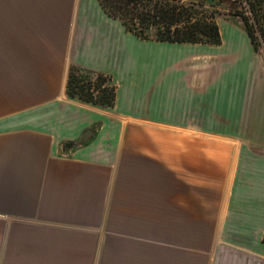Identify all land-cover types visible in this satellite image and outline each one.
<instances>
[{
    "label": "crops",
    "instance_id": "obj_1",
    "mask_svg": "<svg viewBox=\"0 0 264 264\" xmlns=\"http://www.w3.org/2000/svg\"><path fill=\"white\" fill-rule=\"evenodd\" d=\"M219 21L153 42L96 0H0V264H264V60Z\"/></svg>",
    "mask_w": 264,
    "mask_h": 264
},
{
    "label": "trees",
    "instance_id": "obj_2",
    "mask_svg": "<svg viewBox=\"0 0 264 264\" xmlns=\"http://www.w3.org/2000/svg\"><path fill=\"white\" fill-rule=\"evenodd\" d=\"M96 1L108 17L120 22L127 33L138 39L218 46L221 36L216 18L230 21L228 16L236 14L230 5L237 0ZM243 1L247 4L249 14L239 16L252 48L258 53L257 31L264 22V9L259 0ZM66 94L91 105L113 108L116 89L111 77L70 66Z\"/></svg>",
    "mask_w": 264,
    "mask_h": 264
},
{
    "label": "rangeland",
    "instance_id": "obj_3",
    "mask_svg": "<svg viewBox=\"0 0 264 264\" xmlns=\"http://www.w3.org/2000/svg\"><path fill=\"white\" fill-rule=\"evenodd\" d=\"M260 4L262 5L261 7L264 9V0H259ZM232 7L233 10L236 11V14H230L229 17V22H233L238 24L241 28H243V22L240 18L239 15H248L249 13L247 4L245 1L243 0H237L233 5H230ZM228 6V7H230ZM229 9V8H228ZM264 13V12H263ZM220 20L219 22L221 23L223 21L224 18L221 17H217L216 20ZM224 37H226L227 33L225 32V30H223V34ZM257 39L259 42V54L261 55V57L264 60V22L262 23V26L260 27V29L257 31ZM227 47V45H225V48ZM225 51V50H224ZM216 51H213L212 53L215 54ZM185 53V52H184ZM216 54H220V52H217Z\"/></svg>",
    "mask_w": 264,
    "mask_h": 264
}]
</instances>
